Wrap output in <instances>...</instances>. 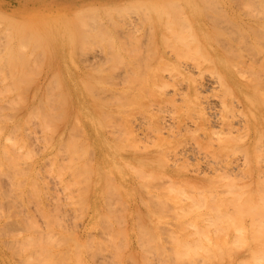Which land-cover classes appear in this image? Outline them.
<instances>
[{"label":"rangeland","instance_id":"rangeland-1","mask_svg":"<svg viewBox=\"0 0 264 264\" xmlns=\"http://www.w3.org/2000/svg\"><path fill=\"white\" fill-rule=\"evenodd\" d=\"M262 14L264 0H0L5 133L24 135L37 154L48 140L58 152L37 164L44 191L30 200L13 169L0 170L4 222L20 230L31 214L89 264H264L255 245H264V176L248 169L256 156L239 150L231 161L239 170L226 168L235 180L224 167L215 172L226 156L201 146L213 137L217 147L219 114L201 124L181 93L157 83L196 60L193 75L209 78L228 59L250 87L249 98L239 91V109L257 135L251 104L264 96L251 87L259 72L239 62L264 47V32L249 27ZM211 84L206 92L220 98ZM178 150L186 153L177 159ZM9 238L0 234V264H18Z\"/></svg>","mask_w":264,"mask_h":264},{"label":"bare ground","instance_id":"bare-ground-1","mask_svg":"<svg viewBox=\"0 0 264 264\" xmlns=\"http://www.w3.org/2000/svg\"><path fill=\"white\" fill-rule=\"evenodd\" d=\"M255 21H256V23H252V25H250L249 27L255 29L256 31L261 30L264 32V14L256 16ZM245 23H246V21H245ZM198 51L199 50L197 49V52ZM161 56H164V55H161ZM201 59L198 58L199 61ZM162 61H164V60H162ZM204 61H206V58L205 59L203 58L202 62L205 63ZM221 61H222V63L224 61L226 62L223 64L224 67H220L218 64L214 65V68L219 73L214 72L213 71L214 68L212 69L211 65H210L211 67L206 66V69L208 67L209 70L211 69V71L214 72V73L210 74L211 76L209 78L205 77L206 78L205 79V78H199V76H197L199 78L198 79L193 75L194 68L197 66L199 69V67H200L199 66L200 62L198 63L196 60L195 64L185 65L186 70H185L184 74L182 73V71H180L179 66L176 65L178 68H175V69H178V70L177 71L174 70V71L177 75L173 74V75H171L170 78L165 77L164 80L163 79H162V81L159 80V81H157V83L164 82L165 84L163 83L161 85V87L163 85H166V84L172 85L173 90H174V92H173L174 96L181 93L182 97L185 99V103L188 104L189 108L193 109V111L195 110L197 112V114H198L197 119L200 117L199 118V119H201L200 121H203L202 123L199 122V126L201 124L212 125L213 124V118L219 114L218 119H219V121H222V126H223L222 131L220 130V133H217L219 128L216 129L212 126L214 129V130H212L213 136H214V133H216L218 135V138H219V142L217 143V147L214 146L215 143L213 142V137H212L211 142L207 140L210 137V135L206 139L208 142H210V145L206 144L208 147L206 145L201 146L202 148H204V147L206 149L209 148L210 151H212L214 155L219 156V154H220V155L226 156V158L224 160L219 162V165L217 163V165L214 166L216 168L215 169L216 171L214 170L215 172L221 173L220 171H223V170H221V168L224 167L225 168V169L223 168L224 169L223 173H225L224 175H226L228 177H229V175H232L231 172L228 173L226 171V168H227V170H229L231 167L237 166V165L232 166L231 161L234 160V158H236L239 155V150H243V151H246L247 157H249L250 154H254L256 156L255 157L256 161L254 163L248 162V164H249L248 169L251 171L258 172L264 176V127H262V124H264V98L259 99V100H255V101H253V104H251V107L253 108L252 109L253 114L256 117V121H255L256 126L255 127L259 130V131L257 130V135L251 134L250 129H251L252 123L250 120H248V118H246V120H247L246 121L245 118L242 117L243 115L241 114V112H244V111L242 109H239V102H240L239 101V91H241L240 93L243 97L249 98L250 93H251L249 91L250 87H248L249 85L245 81H242L239 74L237 73V71H239V70H240L239 72L241 73V69L237 68V67H239V65L242 62L247 63L252 68L257 67L258 72H259V75L257 77L258 82H256V84L251 88H252L253 92H255V94H257L259 96H264V47H261L260 51L259 50L256 51L253 61H249L248 59H244V61L241 60V62H239L240 63L239 65H238V63H236L235 66H236L237 70L233 67L234 64L229 62L228 59H223ZM45 63H44V65H45ZM209 64H210V62H209ZM3 65L6 67L5 64H3ZM194 65H196V66H194ZM240 67H242L244 69V66L240 65ZM10 69H11V71L13 70L12 68H10ZM203 70L204 69H202V71ZM177 72L180 74H178ZM9 73L12 74L10 71H9ZM13 73L16 76L15 72H13ZM14 75H13V77H14ZM13 79L11 82L14 81ZM10 80L11 79H9V83H10ZM15 80H17V79L15 78ZM211 82L214 84L213 86H216L221 90L220 93L217 92L218 95H220V98H219V96H218V98L217 97L214 98V96H211L210 94H208L206 92L209 89L210 85H212ZM15 83H18V82L15 81ZM12 86H13V84H12ZM185 88L187 89V91L184 90ZM181 89H182V91H181ZM2 97H5V96H2ZM2 97L0 98V104H1V101L4 99ZM4 104H1V105L4 106ZM210 114L213 116H211ZM66 115H67L66 111L61 112L62 119L65 120ZM1 117H2V115H0V170L5 168V167H9V168L13 169V171L15 173V179L13 181H16V180L18 181V187L17 188H18L19 194H26L27 199L30 200V199H32V197L41 194L42 190L44 191V187H43V189H41V187H39V181H41L42 176H40L41 172L38 169L37 164L42 161V159H43L42 156L47 157L44 154H48V152L51 153V151L54 147V143H52V141L50 142L47 139L48 141H47V144L45 145V148H44V154H37L35 149L32 146V143L24 135L14 136V134H12V133H9L8 135L5 133L6 130H5V127L2 125L3 119H1ZM238 117H239V119H238L239 125L238 124H236V125H238L239 129L237 126H235V120ZM163 118H165V117H163ZM8 123H9V120H8ZM20 123H22V121ZM217 123H219V122H217ZM17 124L19 125V123H17ZM174 125L178 126V124H174ZM199 126H197V127H199ZM181 127H183V126H181ZM187 127H189V126H186L185 128H187ZM192 127L191 128L189 127L188 129H192ZM201 127L204 128L203 125ZM212 127H210V128H212ZM203 128L200 129V127H199L200 130H202ZM235 128H237V130H239V134H236V132L234 133V130H236ZM182 129H184V128H182ZM195 129H197V128H195ZM176 130H178V128ZM192 131L193 130H191L189 132L193 133ZM205 131L206 130H203V133ZM180 132L182 133L181 130L178 133L180 134ZM189 132H187V134H189ZM175 133H176V131H175ZM208 134H210V133H208ZM181 135H183V133L180 134V136ZM239 137H240V139H239ZM182 139L183 138H180V140L178 141L179 144H181L183 141L186 142L184 140L185 138L183 139V141H182ZM186 140H188V139H186ZM239 140H243V142L242 141L240 142ZM199 141H200V143H202L201 142L202 140H199ZM203 141H205V140H203ZM188 142H187V144H188ZM254 142H255V145H253ZM162 143H163V141L161 142V144ZM205 143H206V141H205ZM213 143H214V145H212ZM187 144H185V146ZM188 145H191V143ZM192 146L193 145H191V147H190L191 149H192ZM211 147H213V149H211ZM188 148H189V146H188ZM192 150H194V147ZM183 151H184V153H186L185 150H183ZM183 151H181V153ZM187 151H189V150H187ZM57 153L58 152H52L51 155H54ZM76 153H78V152H76ZM181 153H179V150L177 151V153L175 154L177 159L179 157V154H181ZM193 153H194V151H193ZM195 153H196V150H195ZM191 155L192 154H190V156ZM187 156L189 159V157H190L189 155H186L185 159L187 158ZM183 157H181V158H183ZM195 158H196V156H195ZM24 160L27 161V165L22 164V162ZM238 160H239V158H238ZM225 161H227V162H225ZM235 162H236V160H235ZM233 164H236V163L233 162ZM237 167H239V166H237ZM233 168H236V167H233ZM233 168L231 170L232 172H233ZM176 169L178 171L177 167H176ZM94 170H95V167L92 166V171H94ZM235 170L238 171L239 169L237 170V168H236ZM232 176H231L232 179H234V175H232ZM231 177H229V178H231ZM24 179L26 182L25 184L22 183V181ZM204 181H205V179H204ZM204 181H203V183L207 182V180L205 182ZM94 184H96L98 186L96 181ZM231 185H233V184H231ZM0 186H1V184H0ZM27 188L29 189L30 193L28 192ZM4 190L6 192L5 188H4ZM5 192L1 191L0 199L5 196V194H6ZM91 205L93 206L92 202H91ZM45 206H46L45 204H43V205L39 204V207L43 210L45 216L47 217L49 215L48 216V218H49V217H51V213L47 212ZM238 207H239V204H238ZM1 211H3L2 207H0V212ZM22 220L24 222V227H21V229L19 230L17 228L12 227L10 225L11 223L9 221L4 222V219L1 217V214H0V234L9 236L10 237L9 239H11L15 243V245L10 246V249H11V247H13L11 249L13 251L11 252L10 256L15 257L18 254L17 255V256H19L18 264H68L69 261H75L77 264H89L87 259L80 252H72L69 249H65V248L59 246L57 244V238H59V237H56V231L53 228L47 227L46 229H39L40 225H39L38 220L33 219L31 214L26 215L24 213ZM261 220H264V219H261ZM254 222H255V224H253V225L254 226L257 225L256 223L259 222L258 218L256 220L254 219ZM252 223H253V221H252ZM262 223L264 225V222H262ZM258 224H259V226H261L260 223H258ZM78 239L76 238V240H78ZM243 242H246V240H243ZM255 245L259 249H264L263 244L257 245L255 243ZM256 246H254L253 249H255ZM5 247L6 246L0 244V249L4 250ZM194 248L200 249L202 247L200 245H196V247H194ZM253 258L254 259H260L261 256L255 255ZM15 262H16V260H15ZM248 264H250V262Z\"/></svg>","mask_w":264,"mask_h":264}]
</instances>
